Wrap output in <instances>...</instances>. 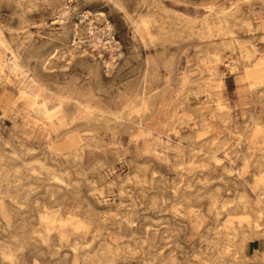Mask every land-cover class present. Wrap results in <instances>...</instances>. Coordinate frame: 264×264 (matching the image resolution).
I'll use <instances>...</instances> for the list:
<instances>
[{
  "label": "rangeland",
  "instance_id": "1",
  "mask_svg": "<svg viewBox=\"0 0 264 264\" xmlns=\"http://www.w3.org/2000/svg\"><path fill=\"white\" fill-rule=\"evenodd\" d=\"M237 2L228 33L208 6ZM141 90L145 102L134 96ZM44 98L53 116L39 107ZM0 116V152L35 146L26 158H43L50 181L65 187L51 194L41 173L12 188L19 195L13 221L0 216V264H11L5 247L15 264H169L171 256V264H264V217L255 228L251 208L221 209L243 205V192L262 204L264 0H0ZM130 116L141 125L135 134ZM71 120L91 145L58 157V124ZM10 155L3 162L23 164ZM47 208L64 213L49 224V244L33 232ZM76 239L86 248L75 254Z\"/></svg>",
  "mask_w": 264,
  "mask_h": 264
},
{
  "label": "bare ground",
  "instance_id": "2",
  "mask_svg": "<svg viewBox=\"0 0 264 264\" xmlns=\"http://www.w3.org/2000/svg\"><path fill=\"white\" fill-rule=\"evenodd\" d=\"M24 1V0H23ZM52 1V0H51ZM246 1H248V0H246ZM243 2V1H242ZM242 2H237L236 4H235V7L234 8H230V9H227V8H217V7H215L214 5H209L208 6V13L210 14H217V15H219L218 16V19L223 23V25H224V30L226 31V32H228V33H232L233 31H232V27H231V22H232V20L234 19V17L236 16H239V11H240V7H241V3ZM251 19V18H250ZM205 23L208 25V29L209 30H211V31H213V29L211 28V23H210V21H208V19H206L205 20ZM147 24V23H146ZM251 24V23H250ZM136 27V26H135ZM104 30V29H103ZM67 32V31H66ZM153 32V31H152ZM208 35V34H207ZM209 35H211V34H209ZM77 51V50H76ZM70 52V51H69ZM72 56V55H71ZM252 56H253V51L252 50H249V49H246V53H245V55H244V57L247 59V60H251L252 59ZM25 57V56H24ZM42 57V56H41ZM29 58H30V56H29ZM47 58V57H46ZM72 59V58H71ZM24 61H25V58H24ZM49 61V60H48ZM45 63V62H44ZM15 64H17L18 65V62L17 61H15ZM23 64H25V63H23ZM23 64H21V65H23ZM90 64V63H89ZM43 65V64H42ZM38 66V65H37ZM48 67H50V66H48ZM90 67V66H89ZM22 68H23V66H22ZM21 68V69H22ZM43 68H46V64H45V66L43 65ZM95 68V67H94ZM38 70V69H37ZM91 70V69H90ZM97 70V69H96ZM99 70V69H98ZM97 70V71H98ZM33 71H35L34 69H33ZM258 71L259 70H255V71H252V70H250L249 72H248V76H252V77H255L256 78V75H257V73H258ZM93 72V71H92ZM105 72V71H104ZM259 77V76H258ZM252 80H254V79H252ZM45 81V80H44ZM41 82V81H40ZM45 84V83H44ZM40 85H41V83H40ZM64 85V84H63ZM59 86H61V85H59ZM65 87H66V85H65ZM64 87V88H65ZM63 88V89H64ZM54 89H55V87H54ZM142 89V88H141ZM40 90V89H39ZM56 90H57V87H56ZM61 90V89H60ZM139 90V89H138ZM128 91H130L129 89H128ZM136 91V90H135ZM140 91V90H139ZM47 92H49V91H47ZM130 93H132V92H130ZM133 94V93H132ZM148 94V93H147ZM52 95H55V96H57L58 98H60V100L62 99V98H64V97H66L67 98V96L68 95H66V94H61V93H54V92H52ZM129 95V94H128ZM134 95V94H133ZM140 95V101L141 102H145V100H146V92L145 91H142L141 90V92H139V93H137L136 92V94L134 95V96H136V97H138ZM131 96V95H130ZM128 97V96H127ZM66 98H64V99H66ZM133 98V97H132ZM41 99V98H40ZM123 99V98H122ZM129 100V99H128ZM125 101V100H124ZM48 100H47V98H44L41 102H39L38 104H39V107L41 108V109H43V111L45 112V111H47L48 112V115L49 116H53L54 114H56V112H57V110L58 109H55V111H52V112H50V110H49V108H48ZM137 102V101H136ZM124 103V102H123ZM73 104V103H72ZM75 104V103H74ZM124 105H125V108H131V109H133V107H134V105H135V103H133V100L132 101H129V102H127L126 104L124 103ZM73 106V105H72ZM84 106H85V108H87L88 110H89V112L91 113V114H97V116H99V117H102L103 119H105V120H107V121H114L115 120V117H112V116H110V115H108V114H105V113H103V108L101 107V106H99V105H90V104H85L84 103ZM105 106V105H104ZM123 109V108H122ZM121 109V110H122ZM130 109V110H131ZM71 110V109H70ZM69 111V110H68ZM110 111V110H109ZM70 113V112H69ZM74 113V112H73ZM76 113V112H75ZM74 113V114H75ZM94 116V115H93ZM96 116V115H95ZM117 116V115H116ZM123 116V115H122ZM60 118V117H59ZM62 118V117H61ZM117 119V118H116ZM121 119V118H120ZM123 119V118H122ZM61 120V119H60ZM59 120V121H60ZM93 120V119H92ZM129 120V122L131 123V128H133L134 130H133V134H135V131L136 130H138V128L140 129V124H138L137 123V121H135V119L133 118V116H130V118L128 119ZM85 121V120H84ZM76 122V121H75ZM90 122V121H89ZM66 123V122H65ZM62 124V123H61ZM107 123H105V125H106ZM258 125V124H257ZM95 126V125H94ZM102 126V125H101ZM104 126V125H103ZM113 126V125H112ZM116 129V128H115ZM81 128H80V126H78L77 124L75 125V124H73V120H71L68 124H66V128L65 129H63V130H61L59 133H58V137H63V136H65V132H68V131H71V132H76V133H79V139L81 140V142H82V145L81 144H79V145H81V147L79 148V149H77L76 151H74L73 153H66V154H68V155H73L74 157H80L81 155H82V152H83V150L86 148V147H88V146H90L91 145V143H90V138H91V136L90 135H84V134H82L81 133ZM70 132V133H71ZM133 141H135L136 142V144H138L137 143V141H138V137H137V134L135 135V138H134V140ZM63 142V141H62ZM94 143V142H93ZM59 144H62V143H60L59 142ZM21 145H24L25 147H26V151H23V154H25V155H28V154H32V150H34L36 147H32V146H26L25 144H21ZM13 149V153L14 154H16V155H18V153H19V151L17 152V151H15V149L14 148H12ZM11 152V151H10ZM9 152V153H10ZM34 152V151H33ZM1 153V152H0ZM21 154V153H20ZM66 154H58V153H56V155L58 156V157H63L64 155H66ZM11 156V155H10ZM210 156L213 158V160H215V162H217L218 163V161L220 160V158H219V156H216L215 154H213V153H211L210 154ZM12 157V156H11ZM37 160V159H36ZM251 160V159H250ZM34 161V160H33ZM30 162V161H29ZM258 162V161H257ZM25 164H27V163H25ZM15 165V164H14ZM30 165V164H29ZM181 165V164H180ZM8 166H9V164H8ZM13 166V165H12ZM17 166H19V165H17ZM22 167V166H21ZM140 167H144V168H147L148 167V165H143V166H140ZM28 168V171H29V173H30V176L31 175H36V178H38V177H40V174L41 173H43L44 174V176H46L45 178H46V180L48 181L49 180V182H47V187H50V189H51V194H55V191L56 190H60L61 188H65L64 186H63V184H61V183H54V182H51L50 181V179L53 177V175H54V170H53V166L52 165H48V164H46V162H45V160H39V166H38V164H37V166H31V167H27ZM38 169V172H34L35 170L34 169ZM61 170H64V171H66L68 174L70 173V170H69V168H67V167H64V168H60ZM6 170L7 171H9L7 168H6ZM16 172H21V170H20V168H15L14 169ZM56 170V169H55ZM234 170V168L232 167V166H226V171H227V173H232V171ZM58 171V170H57ZM260 172L261 173H264V168H260ZM10 173V172H9ZM58 173V172H57ZM13 175H14V173H12ZM56 174V173H55ZM81 174V173H80ZM60 175V174H59ZM80 176V175H79ZM20 177H21V175H20ZM3 181V180H2ZM4 181H5V179H4ZM3 181V182H4ZM16 181H17V179H16ZM259 181L261 182V191H260V194H259V196L260 197H262V204L260 205V207H258V208H256V207H254L253 205H252V200L250 199L251 198V195H249L248 193H246V192H243V193H241V195H239V198H246L245 200H243L244 201V203H243V205H241V203H236L237 205L235 206V207H231V205H230V203H232V200H228V201H225V202H223V204L221 205V209H223V210H233V213L235 214V213H237V211L239 210V209H244V208H251V210L253 211V217H252V219H253V221L255 222H253L254 223V227L256 228V227H259L260 226V223H259V218H261V217H264L263 215H264V184L262 183V176H261V178L259 179ZM17 184V183H16ZM16 184H14L15 186H16ZM18 184H19V182H18ZM257 184V183H256ZM6 187V186H5ZM67 190H69V188H66ZM30 191H31V189H30ZM27 192V193H31V192ZM78 192V191H77ZM0 196H2V195H0ZM13 199H15V197H13ZM240 200V199H239ZM247 201H248V203H250V204H246L247 203ZM190 202V201H189ZM153 204L154 205H157L158 204V200L157 199H153ZM187 209H188V213L189 214H197V210L195 209V207L192 205V204H188L187 205ZM223 210H220L219 212H221V211H223ZM250 210V211H251ZM240 212V211H239ZM248 213V212H247ZM187 215V214H186ZM63 218H64V213L62 212V210H60V209H49V208H47V210L43 213V214H41L40 215V217H39V219L41 220V221H43V222H45L46 224L45 225H43L42 226V228L40 229V230H34L33 232H36L37 234H35V235H37L39 238H41L42 239V242L43 243H45V244H49V239L53 236V233L51 232V225H49V224H52V223H54V222H56V221H62L63 220ZM128 218V221H132L131 219H130V217L128 216L127 217ZM178 222L180 223L181 222V220H178ZM73 224V223H72ZM71 225V224H70ZM77 227H78V225H76ZM224 227L226 226V224H224L223 225ZM227 227V226H226ZM76 230V229H75ZM255 231H257V229H254V232ZM29 234V233H28ZM250 234H251V232H248V231H242V237L243 238H247V237H249L250 236ZM263 234V233H262ZM151 237V236H150ZM152 239H153V237H151ZM82 241H80L79 239H76L75 241H73V243L71 244V245H73V249H74V251H75V254L79 251V249L80 248H86V247H84V246H82ZM26 244V243H25ZM88 244V243H87ZM107 245L110 247V248H112L113 247V244L112 243H110V242H107ZM149 247L151 248L152 247V243L151 242H149ZM21 248V247H20ZM5 249V251L7 252V255H6V257H8L9 258V260H11V264H15L12 260L14 259L13 258V249L12 248H4ZM72 249V248H71ZM243 249H244V245L241 243V244H239V251L240 252H242L243 251ZM85 252H87V251H85ZM171 259L169 260V264H171L173 261H174V258H173V256H171L170 257ZM263 258H264V254H263ZM83 259V258H82Z\"/></svg>",
  "mask_w": 264,
  "mask_h": 264
},
{
  "label": "crops",
  "instance_id": "3",
  "mask_svg": "<svg viewBox=\"0 0 264 264\" xmlns=\"http://www.w3.org/2000/svg\"><path fill=\"white\" fill-rule=\"evenodd\" d=\"M7 99L10 103L14 102V100L10 97H8ZM58 127H59V129L62 128L61 130H63L66 128V124H64V123L58 124ZM70 132L71 131L65 132V136L61 137L60 141H59L62 144L58 143L60 145V148H58L57 150L52 149L51 153L52 152H54L55 154L56 153H58V154L73 153L74 151H76L77 149H79L81 147L82 142L79 139L80 138L79 133H76V132L70 133ZM7 141L8 140H4V142H7ZM22 143L25 144L26 146H32V145L25 143L24 141H21L19 144L21 145ZM78 143L81 145H79ZM32 147H35V146H32ZM12 148H14L15 151H17V152L19 151L18 155H20V156L16 157V158L22 159L23 164H15L14 165L11 163L8 166V163H6V161L3 162V160H2L3 157H5L7 155L10 156V153H13ZM12 148L9 151H6L4 149L0 153V195H2V196H0V216L3 219V221H7L8 223H11V221H13V218H14L13 208H12L13 202L11 199H13V197L17 198V196L19 195V193H17L16 190L12 191V188L16 189L17 187H19V185H17L18 184L17 182L24 179L25 177H35L36 178L35 175L30 176V173H29L27 167L30 165L36 166L37 164L39 166V160H44L43 158H41L38 155L31 157V158H26L27 155L23 154V151L19 150L18 147H16V145H13ZM25 163H27V164H25ZM17 165H19V166H17ZM21 166L26 170V172L24 171V169H22ZM6 168L9 171H7ZM15 168H21V172L20 171L16 172L14 170ZM12 173H14V175ZM20 175H21V177H20ZM4 179H5V181H4ZM16 179H17V181H16ZM14 184H16V186Z\"/></svg>",
  "mask_w": 264,
  "mask_h": 264
}]
</instances>
